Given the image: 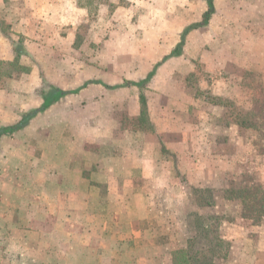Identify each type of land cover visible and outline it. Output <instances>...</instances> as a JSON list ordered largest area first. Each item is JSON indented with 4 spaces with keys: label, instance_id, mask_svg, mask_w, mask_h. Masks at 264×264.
<instances>
[{
    "label": "crops",
    "instance_id": "obj_1",
    "mask_svg": "<svg viewBox=\"0 0 264 264\" xmlns=\"http://www.w3.org/2000/svg\"><path fill=\"white\" fill-rule=\"evenodd\" d=\"M194 1L93 0V3L89 1L92 4H85L82 0H0V60L12 62L20 54L19 64L23 58L39 62L37 68L23 66L27 69L23 75L45 78L42 74L50 75L46 66L54 68L50 64L51 59L62 60L66 45L73 46L81 23L109 22L114 27V22H179L178 13H185L191 18L194 16L195 3L202 13L201 21L207 9L206 3L203 0H197L199 3ZM215 3L216 0L213 1L215 12L208 24L184 36L179 56L168 57L180 42L184 28L191 24L182 28L169 49L154 54L155 74L164 70L178 71L175 67L180 61L184 68L178 73H194L196 58L204 59L206 55L209 60L217 58L223 69L232 63L247 67L245 71L255 70V63L261 57L258 52L264 51V21H258L257 9L252 18L244 19L245 10L235 5V18L231 19L228 9L217 10ZM176 11L178 13L174 14ZM171 14L169 20L168 15ZM215 21L221 26L217 32L212 26ZM115 26L119 28V24ZM238 28L242 29L238 31ZM205 29H212L213 35L207 44L210 49L204 51L205 40H197L194 35ZM227 29H233L234 36L226 34ZM243 34L248 37L247 40ZM101 40L97 35H89L83 42L96 43ZM103 40L107 48L106 56L108 54L111 60L113 51L108 50L110 44L138 41L135 35L115 33L113 30ZM215 42L217 54L212 50ZM17 44L22 50L17 51ZM194 44H197V52L193 51ZM231 48L235 50L233 54ZM124 49V45L119 47L121 53ZM84 55L86 61L78 69L75 82L64 81L58 85L52 78L46 77L45 80L41 77L40 83L33 88L24 84L26 91L40 97L33 104L29 101L24 103L26 109H21L20 113L42 105L44 95L45 99L47 97L42 90L44 84L48 85L50 93L59 90L68 94L52 102L48 109L32 118L23 129L0 137V264H173V252L187 249L183 241L190 238H186V231L185 235L181 233L180 224L174 225V219H178L180 209H183V213L196 211L192 205L185 206L189 201L187 187L215 188L221 183L218 179L212 181L190 177L184 183L177 178L172 180L174 177L168 172L173 170V163L159 160L162 147L175 156V168L185 171L187 176L189 171L201 172L204 169L201 159L206 157L207 152L210 158L215 157L211 149L214 141L211 139L215 140L225 133L219 134L210 128L181 131L180 122L174 118L165 128L160 115L153 114L149 115V119L155 132L124 130L116 137L113 118L88 115L87 108L101 105L103 97L107 101L105 98H112L115 91L123 95L126 89L136 88L139 91L138 112H134L132 117L139 120L140 95L142 93L144 96L143 89L148 82L142 89L135 84L146 78L134 79L132 83L123 85L124 81L132 79L127 69L128 63H121L119 72H110L108 68L113 66L112 61L106 63L103 74V70L97 66L101 65L98 62L99 53L88 51ZM241 60H245L242 65ZM63 64L57 67L59 75L65 73ZM213 73L218 75L222 71L217 69ZM261 74L264 75L263 71ZM11 106V116L8 118H2L0 113V127L16 123L17 113ZM14 109H18L17 106ZM77 109H84L85 113L76 114ZM56 112L58 114H54ZM39 121L60 123L63 131H51V141L43 129L28 134L27 129L31 124ZM91 122L106 125H100L104 130L99 132L98 125L87 127ZM182 125L187 126L186 123ZM71 127L76 129L73 135L66 131ZM211 131L214 133L212 136ZM23 135L25 139L21 138V143H16L14 138ZM30 144H36L33 152ZM121 172L123 177H119ZM79 186L87 191L79 192ZM148 186L159 190L169 188L167 201L174 203L175 208L170 207L165 215L156 214L154 208L147 211L144 204L148 198L144 188ZM115 187L121 189L116 191ZM176 190L180 194H176ZM140 203L143 204L142 208L136 205ZM187 209L189 211H185ZM216 215L219 212L216 211ZM149 218L153 221L152 227L146 225ZM203 227L208 228L205 224ZM176 229L178 240L166 238V243L161 242L164 236L172 237ZM239 232L236 222L219 226V240L231 242L232 245L227 257L212 256V264H256L252 254L253 251L264 253V231L257 232L261 238L259 243ZM67 252H72V258L66 257ZM190 256L192 258L188 263L194 264L196 252Z\"/></svg>",
    "mask_w": 264,
    "mask_h": 264
},
{
    "label": "rangeland",
    "instance_id": "obj_2",
    "mask_svg": "<svg viewBox=\"0 0 264 264\" xmlns=\"http://www.w3.org/2000/svg\"><path fill=\"white\" fill-rule=\"evenodd\" d=\"M89 1L93 3V0H82L85 4L91 3ZM195 1L197 2V0ZM235 5L236 7L240 6L241 9L243 7L245 10L244 19L252 18L256 8L258 10H256L258 21H264V0H216L215 3L217 10H223L226 7L228 9V16L231 19L235 18ZM196 6L195 3L194 16L192 17L194 20L189 15L176 11L174 14L178 13L179 22H114V27L110 26L109 22L108 24H106L107 22H83L75 33L77 39L73 46L69 47V45H66L64 48L62 54L65 57L62 60L61 58L51 59L50 64L54 68L46 66L48 68L47 73L50 75H42H45L48 79L52 78L54 83L58 85H62L64 81L71 82L73 80L75 82L78 79V69L86 61L84 53L95 51L97 54L99 53L98 62L101 65L97 66L103 70V74L106 71L105 64H109L111 61L113 66L108 68L110 72L111 70L121 71V63L129 64V68L127 69L130 70L129 76L132 79L124 81L123 85L132 83L134 79H145L149 73H152L151 79L143 89L146 101V116L140 115L139 120H135L132 117L134 112L136 114L138 112L137 97L139 91L136 88L126 89V91H123V95L115 91L112 98H105L107 101H104L103 97L101 105L98 104L87 108L86 113L88 115L113 118L116 137L117 135L120 136L124 130L145 131L147 133L151 131L155 132L152 126L153 124L150 123L149 119V115L153 114L155 116L160 115L162 119L161 124L165 128L171 124L169 120L174 118L180 122L179 129L181 131H185L187 128H197L200 130L210 128L213 131H218L219 134L225 133V135H218L215 140L211 139L214 141L211 149L215 157L210 158L209 152L205 154L206 157L201 159L202 166L204 167L201 172L189 171L186 176L185 171H180L175 168V156L166 151L164 147L161 150L162 156L159 157V160L162 159V163L169 161L173 163V170L168 172L173 175L174 178L172 180L177 178L181 183H184L187 177H190L193 179H208L212 181L218 179V182L220 181L221 183L215 188L187 187L189 201L185 206L192 205L196 211L193 213H183V209L181 210L179 207V217L177 220L176 218L174 219V225H181V233L185 235L186 231L188 234L186 238L188 236L190 238L192 237L191 239L188 237L190 240L185 239L183 241V243L185 242L184 246H188L189 255H193L195 252L203 253L201 250L208 249L209 247L213 248L211 252L205 251L208 255V259L205 262H209L212 256H219L220 258L227 257L230 246L232 245L231 242L219 240L218 231L220 225L226 222H236L239 224V233L247 234L250 239L257 243L261 239L260 234L257 232L263 233L264 231V200L263 202H259L260 199H264V124H260L261 129L258 130L244 129L236 123L238 118L240 119L243 116L242 114H245L251 109L252 102L255 99H260L264 96V75L262 76L261 74L262 71L264 74V67H262L264 66V51L258 52L256 49L261 54V57L258 58V63H255L254 71H245L247 67L232 65V63L223 69L221 63L219 64L217 62V58L209 60L206 55L204 59L196 58L194 73L188 75L178 73V71L181 72L184 68L183 63L180 61L175 67L178 71H171V73L168 70H164L155 74L156 62L154 61V54L159 50L169 49L172 42L177 40L182 28L200 21L202 13L199 7ZM93 13L92 10L91 14ZM168 16L170 20L172 14ZM118 24L119 28L115 26ZM212 26L216 32L218 29H221L217 21L213 22ZM2 29H4V26ZM240 29L242 28H238V31ZM110 30L115 31V33L117 31V33L121 32L135 35L138 41L130 40L124 44H110L109 46L111 47H108V50L113 51V58L111 60L108 54L106 56L107 48L103 42V39ZM233 31V29H227L226 34L234 36ZM211 32L212 29L211 31L205 29L194 35L197 40H205L206 45L203 48L204 51L205 49H210L207 44L213 35ZM89 35H97L102 40L96 43L83 42ZM244 36L247 40L248 37L246 35ZM121 45L125 46L123 53L119 51ZM196 46L197 44H194V52L198 50ZM212 47L214 53L217 54V43L215 42ZM20 49L22 50V47L17 44V51ZM234 51L231 48L232 54ZM253 59L249 60L252 61ZM244 61H240L241 65ZM63 62L65 73L59 75L56 70ZM38 63L34 60H26L25 58L21 59L20 62L22 66L35 68L39 66ZM217 69L221 70L222 73L215 75L216 73L213 72ZM22 73L25 72L17 73L11 71L10 78L0 80V113L2 118L11 116L9 105H12V110H16L18 121L21 115L24 114L20 113L22 112L20 110L26 109L24 103L29 101L33 104V102L39 100L38 98L40 96L38 94H34V92L31 94L30 91L24 89L23 85L28 84L30 88H33L34 85L40 83V78L43 76H40V78H37V76L27 77ZM114 75H116V72ZM116 78L115 76L114 80ZM9 84L12 85L9 86ZM20 84H22L21 87ZM42 90L44 94H47L46 98L53 94V92L50 93L48 85L46 84L43 85ZM29 96L34 97V101ZM27 97L28 99H26ZM14 106H17L18 109H14ZM75 113L84 114L85 111L84 109H77ZM54 114L58 113L56 112ZM262 119L264 121V115ZM257 121H259V118H257ZM182 123H186L187 126H183ZM49 124V122L41 121L32 123V126L27 129L28 134H31L32 131L43 129L47 131L46 137L51 141V131H63V128L60 123ZM94 125L99 126L100 132V130H104L100 125L105 127L106 124H95L91 122L87 127ZM210 126H213L214 129ZM66 131L71 135L76 133V129L73 127L67 128ZM83 131H85V128ZM213 134L212 132L211 136ZM24 136L18 139L14 138V140L20 144V141H22L21 138L25 139ZM2 145L5 146L3 141ZM35 145L30 144L32 152ZM122 174L123 172L119 173V177H123ZM78 189L79 192L87 191L82 186H79ZM114 189L118 191L121 187H115ZM144 189L145 195L148 198L144 204L147 211L154 208L153 210L156 214L165 215V212L169 211L170 207L175 208L173 206L174 203L170 204L167 201L168 194L170 193L169 188L159 190L148 186ZM175 193L180 194V191L176 190ZM136 205L143 206L142 203ZM245 206L248 208L254 206V209H245ZM185 211H189V209ZM216 211L219 212V215H216ZM246 214H250L254 218L259 219L256 222H252L248 218H244ZM204 224L208 228H204ZM146 225L152 227V219L149 218L146 220ZM176 232L177 229L172 237L171 235L162 237L160 239L161 242L166 243V238L178 240ZM252 255L256 258V264H264L263 252L257 254L253 251ZM66 257L68 259L72 258V252H67Z\"/></svg>",
    "mask_w": 264,
    "mask_h": 264
},
{
    "label": "trees",
    "instance_id": "obj_3",
    "mask_svg": "<svg viewBox=\"0 0 264 264\" xmlns=\"http://www.w3.org/2000/svg\"><path fill=\"white\" fill-rule=\"evenodd\" d=\"M206 3L207 9L202 15L201 21L197 23H193L186 28H184L180 42L177 44V46L171 51V53L168 55V57H174L179 56L181 54V48L184 41V36L197 28L206 26L208 24V21L210 20L211 16L214 14L215 9L213 5L214 0H203ZM20 55V54H18ZM16 56L15 59L12 62H5L0 60V80L4 78H10L11 77V71L20 73L22 71H27V69L21 65H19V56ZM152 77V73L148 74L145 80L140 81L139 83L135 84L139 89H142L143 86L149 81V79ZM68 94V92H63L59 90H55L54 93L45 99L44 95V101L42 105L34 110H30L25 112L21 115L20 119L12 125L3 126L0 127V137L3 135H10L13 134L21 129H23L25 126L28 125L29 121L34 118L37 114L44 112L46 109L49 108L50 104L54 101H57L59 97L65 96ZM140 103H141V115L146 116V104L144 96L140 95ZM243 115V116H242ZM241 118L236 121L237 125L244 128V129H258L260 130V124H264V121L262 119V116L264 115V96L260 99H255L252 102L251 109L248 110L245 114H242ZM257 118H259V121H257ZM264 199H260L259 202H263ZM245 209L253 210L254 206H250L249 208L245 206ZM244 218H248L252 222H256L259 218H254L250 214H246ZM203 253L196 252V256L194 259V264H212L211 261L205 262L208 259L207 253L205 251L201 250ZM211 252V248L207 250ZM173 256V264H189L188 260L192 257L189 255L188 247L185 250H176L172 254Z\"/></svg>",
    "mask_w": 264,
    "mask_h": 264
}]
</instances>
